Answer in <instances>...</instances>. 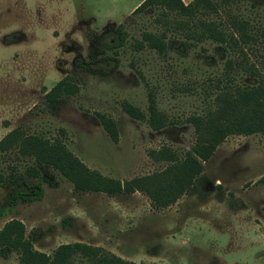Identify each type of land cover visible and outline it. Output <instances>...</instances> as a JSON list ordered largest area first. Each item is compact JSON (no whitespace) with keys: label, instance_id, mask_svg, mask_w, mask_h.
Returning a JSON list of instances; mask_svg holds the SVG:
<instances>
[{"label":"rangeland","instance_id":"obj_1","mask_svg":"<svg viewBox=\"0 0 264 264\" xmlns=\"http://www.w3.org/2000/svg\"><path fill=\"white\" fill-rule=\"evenodd\" d=\"M144 1L0 0V142L16 130L20 139L63 144L90 171L121 182L164 170L150 152L183 159L196 142L192 118L214 107L231 57L218 43L189 39L183 18L164 8L134 14ZM236 4L264 17V0L254 13L246 0ZM148 33L165 36V53L149 48ZM251 63L264 78V46L249 53ZM232 73L238 84L259 82ZM66 77L77 93L48 104ZM151 96L168 120L158 131L123 109L130 103L148 115ZM102 117L116 124L117 141ZM23 145L0 146V231L22 222L39 252L83 243L134 264H264V134L229 136L193 190L167 208L140 192L78 191ZM0 264L20 257L0 248Z\"/></svg>","mask_w":264,"mask_h":264},{"label":"trees","instance_id":"obj_2","mask_svg":"<svg viewBox=\"0 0 264 264\" xmlns=\"http://www.w3.org/2000/svg\"><path fill=\"white\" fill-rule=\"evenodd\" d=\"M246 1L250 3L252 13L258 10L257 0ZM236 2L238 4L240 0H193L189 4L182 0H146L134 11V14H139L149 8H164L183 18L180 23L189 31V39L218 43L231 57L226 63L229 83L220 89L214 107L203 116L192 118L196 142L183 159L170 149L150 152L156 161L168 164L164 170L121 182L90 171L63 144H54L38 136L20 139V133L14 130L0 142V146L21 142L24 144L21 148L23 153L33 157L40 165L58 170L78 191L102 192L111 196L140 192L156 208L175 204L193 190L204 172V163L213 157L229 136L264 134V78L255 64H247L249 53H257L259 46H264V17L255 19L257 13H254V18L242 14L233 7ZM144 40L149 48L165 53L167 44L164 35L148 33L144 35ZM236 68L258 77L259 82L256 85L238 84L232 77L233 73L230 74ZM77 91V84L71 77H66L47 94L46 99L48 104L53 105L64 95H73ZM123 109L131 118L146 121L153 130H161L168 124L152 96L148 115L130 103H124ZM102 122L110 137L117 141L118 129L113 120L102 117ZM33 176H37V172L34 171ZM40 195L37 193L36 197H28L34 200ZM0 248L18 253L21 264H134L83 243L61 245L49 256L34 249L32 238L26 236L25 225L18 220L8 222L0 231Z\"/></svg>","mask_w":264,"mask_h":264}]
</instances>
